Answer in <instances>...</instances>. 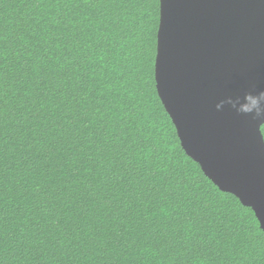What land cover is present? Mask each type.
Listing matches in <instances>:
<instances>
[{
    "label": "trees",
    "instance_id": "obj_1",
    "mask_svg": "<svg viewBox=\"0 0 264 264\" xmlns=\"http://www.w3.org/2000/svg\"><path fill=\"white\" fill-rule=\"evenodd\" d=\"M159 26L160 0H0V264H264L159 97Z\"/></svg>",
    "mask_w": 264,
    "mask_h": 264
},
{
    "label": "water",
    "instance_id": "obj_2",
    "mask_svg": "<svg viewBox=\"0 0 264 264\" xmlns=\"http://www.w3.org/2000/svg\"><path fill=\"white\" fill-rule=\"evenodd\" d=\"M156 87L186 154L264 231V115L239 110L264 93V0H160Z\"/></svg>",
    "mask_w": 264,
    "mask_h": 264
},
{
    "label": "clouds",
    "instance_id": "obj_3",
    "mask_svg": "<svg viewBox=\"0 0 264 264\" xmlns=\"http://www.w3.org/2000/svg\"><path fill=\"white\" fill-rule=\"evenodd\" d=\"M246 103L240 107V111L250 113L255 110L257 116L264 115V93H260L257 96L251 94L246 96ZM235 107V105H233ZM218 107H220L218 105Z\"/></svg>",
    "mask_w": 264,
    "mask_h": 264
}]
</instances>
